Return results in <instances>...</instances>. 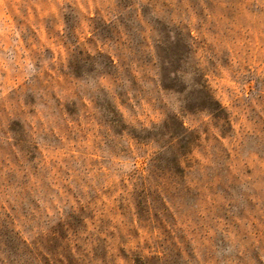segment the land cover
<instances>
[{
	"label": "rangeland",
	"instance_id": "374dc122",
	"mask_svg": "<svg viewBox=\"0 0 264 264\" xmlns=\"http://www.w3.org/2000/svg\"><path fill=\"white\" fill-rule=\"evenodd\" d=\"M185 45L177 87L202 84L216 99L224 69L231 111L189 110L162 87L158 50ZM253 61L264 63V0H0V264H264V75ZM147 112L161 118L150 129ZM40 113L55 125L36 120L39 143L54 157L71 144L72 168L91 174L59 209L49 188L64 170L42 166L30 123ZM128 141L149 157L147 176L125 170ZM41 201L53 210L43 222Z\"/></svg>",
	"mask_w": 264,
	"mask_h": 264
},
{
	"label": "clouds",
	"instance_id": "9594fccd",
	"mask_svg": "<svg viewBox=\"0 0 264 264\" xmlns=\"http://www.w3.org/2000/svg\"><path fill=\"white\" fill-rule=\"evenodd\" d=\"M195 35V33H193ZM250 67L254 69H258V75H264V63L257 64L255 61H253L250 65ZM222 73V79H216L213 81V87L218 89V96L216 97V101L221 105V107L231 111V100L229 99L228 95L224 92L225 86L231 87V88H236L235 84L230 83V78H229V73L225 71L224 69H220ZM205 79H208V77H205ZM99 87L111 91L112 88L114 87L113 84H111L108 80L106 79H101L99 82ZM239 90L237 89V93ZM246 95V93H245ZM83 104L86 106V110L89 115L92 114L93 111V103L92 101L85 96L83 98ZM117 108L120 112H124V109L120 107L119 101H117ZM147 111V110H146ZM147 119L144 116H141L139 119L144 123V126L146 128L150 129V124L149 121L159 123L161 118L158 114L153 115L151 112H147ZM36 120H39L45 128H47L49 125L54 126L55 121L47 117L44 113H40L34 120L30 121L33 125V139L37 140V150L41 153L42 158H43V165L42 166H47L49 165V161L52 159H58L61 161V168L64 170L60 173L61 177H63L59 182L52 183L50 184L49 190L52 192V197H51V204H55L56 208L59 209L61 207L62 201L64 200H72L73 196L76 194V187L75 185L79 183L81 187L84 186V181L90 178L91 174H85V172L82 170L80 172L75 171L72 168V162L73 159L79 156V153L77 152L76 148H74L71 144L68 145V147L65 149L64 152L56 154L54 157L52 154H50L45 147L39 143L38 138L35 135V123ZM209 120V117H204V122L207 123ZM69 127H75V125L69 124ZM87 128H92L93 131L96 129L95 121H91V123L85 125ZM184 127H189V124L187 122H184ZM192 127H195V125H192ZM233 127L238 129L239 124H233ZM213 133L216 135L217 139L220 140V143L223 144L226 148H228L229 151H231V148L228 145V141L226 138L222 137L219 132H216L215 129H212ZM91 136L92 134L89 133ZM127 139V138H125ZM11 142V140L9 141ZM129 147L131 148L132 156L134 159L131 161L130 164L125 165V170L127 172H132L138 170L141 174L144 176H147L148 173L145 171L147 168V161L149 159L148 156H141L136 152V149L132 146V142L128 141ZM78 147V146H77ZM15 150V149H13ZM150 155V154H149ZM90 159H97L98 157L96 156H90L88 157ZM197 159H203L197 154ZM122 163L121 159L119 157H116L113 159V165L114 167L120 166ZM67 173L65 175L64 173ZM52 174L56 175V169L52 170ZM125 182H127L125 178ZM32 184L35 185L37 188L40 186V181H37L35 179L32 180ZM31 189H29L30 191ZM129 190H131V185L129 184ZM17 192L23 196L24 189H17ZM74 202V201H73ZM50 203H45L43 201L40 202V211L37 213V220L40 222H43L47 217H50L53 215V210L52 207L50 206ZM4 209L9 212L10 215H13L12 209L9 208L8 204H4ZM15 220V217H14ZM22 222L23 218L20 220H15L16 224V231L21 232L23 234L22 230ZM35 238V230L33 233H30L28 235L24 236V239L26 242H30L29 238Z\"/></svg>",
	"mask_w": 264,
	"mask_h": 264
},
{
	"label": "trees",
	"instance_id": "16d2710c",
	"mask_svg": "<svg viewBox=\"0 0 264 264\" xmlns=\"http://www.w3.org/2000/svg\"><path fill=\"white\" fill-rule=\"evenodd\" d=\"M186 49L183 51L170 50L169 52L164 51L161 47L158 50V58L160 62V67L162 70V87L166 90H172L178 92L184 96L186 101L187 109H195L201 111H208L213 115H220L223 113V107L216 101L212 94L208 91L207 87L204 85H199L193 88H179L177 87V82L182 79V75H179V65L177 63L181 62L185 56ZM138 264H143L142 261H138Z\"/></svg>",
	"mask_w": 264,
	"mask_h": 264
}]
</instances>
